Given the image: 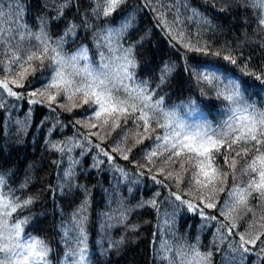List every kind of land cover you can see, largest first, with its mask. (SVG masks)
Here are the masks:
<instances>
[{"label": "snow or ice", "instance_id": "snow-or-ice-1", "mask_svg": "<svg viewBox=\"0 0 264 264\" xmlns=\"http://www.w3.org/2000/svg\"><path fill=\"white\" fill-rule=\"evenodd\" d=\"M152 2L145 0V6ZM155 2L159 3V0ZM72 3L73 0H45V12L36 17L37 30L34 31L25 22L23 0H0V109L7 107L5 100L9 97L26 99L33 105L46 104L53 113H57V108L71 113L87 106L83 119L74 118L75 136L64 141H46L51 151L59 153V158L52 161L58 170V183L56 188L48 186L49 193L55 197L57 190L60 194L78 190L84 197L68 220L62 219L60 224V242L65 245L64 264H89L91 190L76 183V169L80 164V159L72 155L76 149H80L81 158L95 152L92 168L99 169L108 163L120 174V179L128 180L129 172L116 163L119 156L135 166L136 183L147 177L169 190L165 200L170 201V212L165 210L161 214L157 200L160 192L154 193L148 201L142 200L139 205L151 206L157 212L158 221L162 220V228L158 226L152 241L158 264H213L215 253L212 249L222 251L220 245L226 241L230 254L224 256L222 264H238L237 257L243 259L244 254L254 252L257 242V254H264V107H258L249 102L250 97L246 98L248 84L243 78L253 77L260 87H264V64L259 70L252 69L249 66L251 57L245 60L243 53L238 51L239 45L237 49L214 48L202 40L200 31L195 33L193 43L192 34L186 33L185 20L195 22L198 29L210 23L196 9H191V16L183 18L177 11L169 21L167 13L153 8L159 13L156 17L158 25L168 28L170 35L174 33L173 39L188 52L220 58L241 73L239 79H234L227 74V66L212 65L211 62L204 66L186 63L184 71L200 85L201 96L209 92L214 94L225 104L226 116L216 125L207 119L189 122L180 109L196 112L199 107L196 101L189 99L187 104L182 102L166 107L164 97L158 95L175 70L174 64L166 62L160 68L155 86L148 80L137 79L135 50L143 45L144 38L127 42L134 17L123 18L118 27L108 25L92 33L99 57L97 61L90 59L87 45L81 44L72 53L65 50L69 40L75 42L78 29L83 27L87 31L92 27L87 12L80 24L66 20L63 33L52 38L50 23L63 19L65 10ZM124 3L126 0H93L91 16L108 18ZM248 4L258 11V30L264 32V0H248ZM168 11L172 12V9ZM183 56L187 61L186 52ZM37 72L41 73L40 83L33 87L29 77H35ZM117 129H120L117 138L106 144ZM134 149L141 153L139 160L130 159ZM65 162L67 166L62 167ZM8 175L0 173V264H52L53 250L49 243L44 238L25 233L24 226L30 217L21 219L15 215L29 208L34 198L17 196L16 190L7 183ZM230 179L231 185L226 191ZM28 183L26 179L20 188H25ZM225 192L226 198L221 202L219 194ZM251 199L258 201L255 208L250 206ZM182 209L200 216L204 221L202 228L215 227L216 234L209 250L201 251L199 238L195 244L176 238L175 217ZM205 209H215L217 214L210 215ZM249 213L251 220L243 231H239V221ZM127 214L128 209L123 207L118 216L115 212L102 214L101 232L106 234L107 230L125 221ZM213 221L215 224L211 225ZM130 230L136 231V226ZM161 232L173 238H158ZM234 236L239 239H231ZM104 239H107L105 253L124 243V237L112 240L105 235L99 242L101 247Z\"/></svg>", "mask_w": 264, "mask_h": 264}, {"label": "trees", "instance_id": "trees-1", "mask_svg": "<svg viewBox=\"0 0 264 264\" xmlns=\"http://www.w3.org/2000/svg\"><path fill=\"white\" fill-rule=\"evenodd\" d=\"M23 2L26 5L25 22L35 31L37 30L36 17L45 12L43 7L45 0H35L34 3L30 2L31 5L28 4V0H23ZM92 4L93 0H73L72 5L65 10L63 19L50 23L49 32L52 38L56 39L63 33L66 20H75L77 24H80L83 14L91 12ZM185 4L189 6L187 9L184 6ZM34 8L36 9L35 14L31 12V9L34 11ZM153 8H158L160 11L167 13L169 21H172L173 14L177 11L182 14L183 18L191 16V9H196L210 23L198 29L195 22L189 23L185 20L186 33L192 34L193 43H195V33L197 31H200L202 40L207 41L214 48L227 46L237 49L240 40L245 44V47L243 49L239 47L238 51L243 53L245 60L251 57L249 66L252 69L259 70L260 65L264 64V47H261V44L264 43V32L258 30V11L249 6L248 0H159V3L153 0L148 6H145V0H126V3L117 10L120 11L121 15L118 19H113L112 16L96 18L90 15L92 27L87 31L83 27L78 29L75 42L69 40V43L65 45V50L72 53L81 44L87 45L90 59L97 61L99 57L92 36L94 31L103 29L108 25L118 27L122 19L129 16L134 17L133 23L136 20H145L147 22L145 26L147 27L143 30V33L146 36L153 37L156 34L164 33L173 40V46H169L170 50L151 42H147L148 45L145 46L144 40L143 45L138 46L135 50L137 64L138 59H144L159 65V68L166 62H171L176 66L165 85L158 92V95L164 97L165 106L181 105L182 102L187 104L189 99L194 100L199 106L198 110L189 113L186 109H180L181 115L189 122L207 119L213 125L218 124L217 122L226 118L225 104L216 99L211 92L206 96H201L200 85L196 81L192 86L183 85L185 76L190 77L188 72H185L182 81L177 83L180 73L184 70L186 63L192 66H204L211 62V64L217 63L221 66H227L229 69L227 74L231 78L239 79L241 77L239 69L220 58L188 52L178 40L173 39L174 33L170 35L168 28L163 25H159V28L155 25L157 19H143L139 15V12H142L157 17L159 13L154 12ZM169 8L172 9V12L168 11ZM221 8L225 10L221 11ZM252 10L256 13H252ZM57 22L64 23L60 31L55 30L54 25ZM154 28L158 31L155 32ZM137 31L138 29H135V32ZM129 39L127 35V42H136ZM185 52L187 53V61L183 56ZM45 63L47 64V61ZM46 74L47 69H45ZM136 77L138 80H148L155 86L158 75L146 74V72L138 70L137 67ZM243 78L248 84V91L245 96H252V98H255V96L264 97V87H260L259 82L254 81L253 77L250 76ZM29 79L32 80L33 87H35L40 83L41 73L37 72L35 77L30 76ZM175 88L177 89L175 90ZM17 91H26V89H17ZM5 104L7 107L0 109V173H9L7 183L12 189L16 190L17 196L21 198L31 196L34 198V203L29 208L15 215H19L21 219L24 216H29V222L24 226L25 233L44 238L53 250L51 253L52 264H64L65 245L60 242V224L62 219L65 222L68 220L84 197L78 190L72 194H60L57 190L55 197L49 193L48 186L52 185L53 188H56L58 183V170L52 161L59 158V153L51 151L50 145H46V141H64L68 137L75 136L74 118L83 119L87 106L76 108L71 113L57 108V113H59L57 115V113L51 112L46 104L33 105L26 99L16 100L9 97L5 100ZM202 104L208 105L211 108L210 111L202 110ZM53 107H56V105H53ZM196 115H201V117L197 119L195 118ZM18 121L22 123H17ZM56 121H59V123L57 124ZM76 127H80V125ZM82 130L88 131L87 129ZM95 130L92 129V131ZM119 132L120 129L113 132L112 137L106 141V144L116 139ZM35 136L40 138L37 142ZM93 139L95 140L94 137ZM79 152L80 149H76L72 153L73 156L80 159V164L76 169V183L85 185L91 190L90 207L88 209L89 264H154L153 233L158 231V226L162 228V220L158 221L157 212L151 206L141 207L139 205L142 200L148 201L154 193L160 192L157 200L160 203L161 214L165 210L170 212V201L165 200V197L169 195V190L155 184L147 177L140 178V182L136 183L134 179L135 166L119 156L116 158V163L129 172L130 179L128 180L120 179V174L110 168L108 163L101 165L99 169L92 168L94 151L89 152L82 158L79 157ZM140 157L141 153L137 149H134L130 154V159L139 160ZM66 166L67 163L65 162L62 167ZM26 179L29 180V183L21 189L20 185ZM230 185L231 179L229 185L226 186V191ZM172 190H175V188ZM225 198L226 192L219 194L221 202ZM249 203L250 206L255 208L258 201L251 199ZM219 206L218 204L217 207ZM121 207L128 209L127 219L107 230L106 234L102 233L100 228L103 222L102 214L115 212L118 216ZM205 211L210 215L217 214L215 209H205ZM239 211L241 214L243 213L242 209ZM251 215L249 213L239 221V231H243L247 227ZM257 215H259V210H257ZM202 224H204V221L200 216L182 209L175 217L174 231L176 238H184L191 244H195L197 238H199L201 251L209 250L216 230L214 226L202 228ZM214 224V221L211 222V225ZM132 226H136V231L130 230ZM105 235L112 240H120L121 237H124V243L118 248H113L105 253L107 239H104L103 247L99 243L101 237ZM158 238L171 240L173 237L161 232ZM231 239L238 240L239 237L234 236ZM220 249L222 250L220 252L212 249L215 253L213 264H222L224 256L230 254L227 241L220 245ZM258 252L259 242H257V248L254 252L244 254L243 259L237 257L238 264H264V254L258 255ZM155 264H158V261H155Z\"/></svg>", "mask_w": 264, "mask_h": 264}, {"label": "bare ground", "instance_id": "bare-ground-1", "mask_svg": "<svg viewBox=\"0 0 264 264\" xmlns=\"http://www.w3.org/2000/svg\"><path fill=\"white\" fill-rule=\"evenodd\" d=\"M35 0H28V4L31 5L30 2H33L34 3ZM31 12L32 13H36V9L34 8V11L33 9H31ZM252 13H256L254 10L251 11ZM89 16L91 15V12H88ZM119 15H120V11H117L115 14L112 15V18L113 19H118L119 18ZM139 15L143 18V19H156V16L154 15H149L148 13H142V12H139ZM121 17V15H120ZM63 22H57L55 23V30L56 31H60V29L63 27ZM145 24H147V22L145 20H136L134 23H133V27L129 29V32H128V36H129V40L130 41H137L139 40L141 37L144 38V42H145V46L148 45L147 42H151V43H154V44H159L161 46H164L166 47L165 49L166 50H170V47L169 46H173V40L170 39L168 36H166L164 33L163 34H156L155 36L153 37H150V36H146L144 33H143V30L147 27L145 26ZM155 25L157 27L160 28V26L155 23ZM135 29H138L137 32H135ZM155 32H157L158 30L155 29ZM239 47L241 49H243L245 47V44L239 40ZM165 54V53H164ZM138 70H140L141 72H146V74H152V76H157L159 75V70H160V66L157 65V64H154V63H150L149 61L147 60H144V59H138ZM160 63V62H158ZM212 65H218L217 63H212ZM186 71H181L180 73V77H179V80L177 83H180L182 81V78H183V75L185 74ZM195 82V79L192 78L191 76L189 77L188 75L185 76V79H184V84L183 85H187V86H192ZM177 88H175L176 90ZM246 98H249V96H246ZM38 99V97H37ZM251 103H255L258 107H264V97H256L255 98H252V96H250V101ZM203 108L202 110H205V111H210V107H208V105L206 104H202L201 105ZM198 117H201V115H196L195 118L198 119ZM220 122V121H219ZM217 122V123H219ZM30 140V137L28 138ZM40 138L35 136V140L36 142L39 140ZM27 142V141H25Z\"/></svg>", "mask_w": 264, "mask_h": 264}, {"label": "rangeland", "instance_id": "rangeland-1", "mask_svg": "<svg viewBox=\"0 0 264 264\" xmlns=\"http://www.w3.org/2000/svg\"><path fill=\"white\" fill-rule=\"evenodd\" d=\"M102 134H103V133H102ZM125 146H130V145H125ZM159 178H161V179H162L163 177H159Z\"/></svg>", "mask_w": 264, "mask_h": 264}]
</instances>
